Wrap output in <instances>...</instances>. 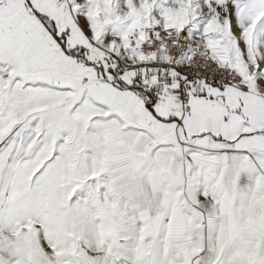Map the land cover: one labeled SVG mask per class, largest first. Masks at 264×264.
Listing matches in <instances>:
<instances>
[{"label": "snow or ice", "instance_id": "obj_1", "mask_svg": "<svg viewBox=\"0 0 264 264\" xmlns=\"http://www.w3.org/2000/svg\"><path fill=\"white\" fill-rule=\"evenodd\" d=\"M0 264H264V0H0Z\"/></svg>", "mask_w": 264, "mask_h": 264}]
</instances>
